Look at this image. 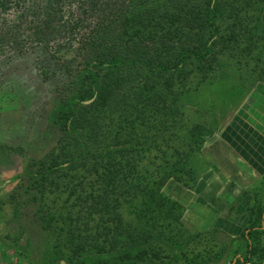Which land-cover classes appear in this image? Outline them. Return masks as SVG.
Returning <instances> with one entry per match:
<instances>
[{"label": "trees", "instance_id": "16d2710c", "mask_svg": "<svg viewBox=\"0 0 264 264\" xmlns=\"http://www.w3.org/2000/svg\"><path fill=\"white\" fill-rule=\"evenodd\" d=\"M10 10L18 23L0 41L16 50L89 24L47 118L57 146L25 169L47 238L38 264H209L194 237L216 231L189 234L162 190L200 180L196 160L217 130L199 122L202 90L264 84V0H0V17ZM261 197L241 235L248 262L264 258V179Z\"/></svg>", "mask_w": 264, "mask_h": 264}, {"label": "rangeland", "instance_id": "374dc122", "mask_svg": "<svg viewBox=\"0 0 264 264\" xmlns=\"http://www.w3.org/2000/svg\"><path fill=\"white\" fill-rule=\"evenodd\" d=\"M64 8L67 9V6ZM19 14L17 11L10 10L1 15L0 37H4V31H8L9 25L14 24L15 26L18 23L16 18ZM94 24L95 21L91 23V26ZM26 26L25 29L17 32L22 34L21 37L19 36L21 41L27 39L33 24L27 23ZM87 27L72 35L57 33L58 36L53 37L48 48L27 47L16 50L13 45L7 43L8 40H5L4 43L0 41V152H16L25 158L24 160L20 156L17 157V163H14L13 159L11 160L12 165H18L21 178L17 183V189L11 190L12 192L7 194L2 201L8 206L5 211L6 216L9 218L12 215L13 217L17 216V229L19 230L18 237H0V244L7 247L11 243L13 247L14 252L9 251L10 254L7 253V248L3 247L2 251L8 257L7 262L10 261V256L15 259L12 258L10 264H38L46 250L47 238L40 228L36 207L30 203L29 193L26 190L25 169L30 159H39L57 146L59 133L50 127L47 118L53 107V102L62 96L69 82L65 67L70 65L67 66L71 67L70 70L79 67L78 64L82 60V51L78 50L79 41L87 34L89 30ZM247 83L245 82V84ZM217 84L223 88L215 89L214 92L203 89L201 98L197 100V102L200 100L203 109L200 111L201 118L198 117L199 122L207 121L217 129L213 136L205 142L201 159L196 160L195 163L198 168H202L200 179L204 178L206 185L214 183L213 177L219 170V166L221 167V163L223 166H225L224 164L232 165L231 160L228 161L225 158L227 154L225 148L219 146V139H223L224 144L230 145L229 141L232 137L235 139L249 138V136H244V132L245 128L250 126L264 133L262 130L264 127V84L248 86L249 84L245 85L236 80L234 85H239L236 86V89H232L224 82ZM241 85H245V87L241 88ZM233 128L232 132L237 134L229 133L228 135V132ZM3 139L6 141L4 142ZM1 147L3 148L1 149ZM256 147H258L257 144L254 148ZM214 158L223 160L220 163L217 162L218 160L214 162ZM1 163L0 169H3L4 165H8L7 162ZM262 181L260 179L259 183L249 187V193L254 196V201L257 202L262 201ZM198 183L196 191L199 189ZM177 185L176 182L169 181L162 191L182 205L184 209L182 222L189 234L196 235L198 234L197 229L201 228L198 226L197 220V217L200 216L199 213L204 208H207L208 212H213L206 205L203 206V202L208 203L207 201L213 196L206 191L203 193L202 200L200 192L194 195L192 194L193 190H190L192 192L189 194V190L187 192L181 190L182 188L180 189ZM2 196L3 194L1 198ZM213 206L218 208L216 202L213 203ZM205 221V224L213 223H211L213 221L211 219ZM209 234L207 235L210 236Z\"/></svg>", "mask_w": 264, "mask_h": 264}, {"label": "crops", "instance_id": "0c3cea01", "mask_svg": "<svg viewBox=\"0 0 264 264\" xmlns=\"http://www.w3.org/2000/svg\"><path fill=\"white\" fill-rule=\"evenodd\" d=\"M233 130L234 128L228 132V135L229 133L232 135L237 134L236 132H232ZM245 130L244 136H249V138L240 139L239 137L237 140L232 137L229 141L230 145L224 144L223 139L218 140L220 142L218 143L219 146L225 148L227 154L225 158L228 161L231 160L232 165L224 164L225 166H223V163H221L222 165L220 164L221 167L219 166V170L216 171L217 173L213 177L214 183L217 185H214V183L206 185L203 178L199 180L198 191H196V187L193 189L192 194L196 195L197 192H200L201 199L204 197L203 193L206 191L213 196L207 201L208 203L203 202V206L206 205L213 212H208L207 208H204L201 211L202 215L199 213L200 216L197 217L198 226L202 229H195L198 230V233L203 234L215 230V237H194L195 241L199 240L201 242L199 247L203 249L202 253H209V257H211L209 264H264V258L260 261H247L250 257L248 251L251 241L246 237H241L243 233H248V230H246L249 225L247 210L255 202L254 196L249 193V187L257 182L259 183L260 179H264V133L262 131L259 132L257 128L251 126L246 127ZM262 130H264V127ZM255 133L256 135H253ZM259 134L261 135L259 136ZM3 141L5 142L6 140L3 139ZM215 142H217L216 139ZM255 144L258 147L254 148ZM19 156L16 152H0V163H8V165H4L3 169H0V237H18L17 216L15 212L16 217H13V215L10 218L6 216L5 211H7L8 206H6L5 202L2 203V201L7 194L17 189L21 172L19 173L17 164L12 165L11 160L13 159V162L17 163V157ZM20 157L25 160L23 156ZM216 160L220 163L223 159ZM216 160L215 158L213 159L214 162ZM178 187L182 188L181 190L188 191L180 185ZM190 192L192 191L189 190L188 193L190 194ZM214 202L218 204L217 209L213 206ZM8 203L10 204V202ZM207 219L213 220L211 221L213 223L205 224V220ZM262 230H264V222ZM261 246V248L264 247V237L262 238ZM3 247L0 244V264H10L13 257L10 256L11 259L7 262L8 257L2 252ZM4 248H7L8 254H10L9 251H13L11 243ZM215 255L218 256V259H214ZM13 260L15 259L13 258Z\"/></svg>", "mask_w": 264, "mask_h": 264}, {"label": "water", "instance_id": "95a60500", "mask_svg": "<svg viewBox=\"0 0 264 264\" xmlns=\"http://www.w3.org/2000/svg\"><path fill=\"white\" fill-rule=\"evenodd\" d=\"M60 264H65V263L63 261H61Z\"/></svg>", "mask_w": 264, "mask_h": 264}]
</instances>
